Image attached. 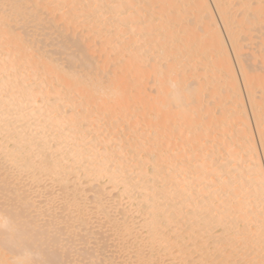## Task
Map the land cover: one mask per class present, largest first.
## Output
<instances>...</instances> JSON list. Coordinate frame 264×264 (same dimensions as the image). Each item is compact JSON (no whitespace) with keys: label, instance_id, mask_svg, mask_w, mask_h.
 <instances>
[{"label":"bare ground","instance_id":"obj_1","mask_svg":"<svg viewBox=\"0 0 264 264\" xmlns=\"http://www.w3.org/2000/svg\"><path fill=\"white\" fill-rule=\"evenodd\" d=\"M212 2L259 147L210 0H0V264H264V0Z\"/></svg>","mask_w":264,"mask_h":264},{"label":"rangeland","instance_id":"obj_2","mask_svg":"<svg viewBox=\"0 0 264 264\" xmlns=\"http://www.w3.org/2000/svg\"><path fill=\"white\" fill-rule=\"evenodd\" d=\"M229 2L231 3V6H230L231 13L233 15H235V18L237 19L238 18L237 16H239V13L241 12V8L238 7L237 0H229ZM210 3L212 5V8L214 10V13L216 14L217 21L219 22V24H220V26H221V28H222V30L224 32V36H225V38L227 40V43H228V46H229L230 54L232 55V59L234 61V65L236 66V71H237L238 77L240 79V84H241V87H242L244 99L246 101V104L248 105L247 108H248V114H249V118H250V123H251V125H252V127L254 129V133L256 135V141H257L258 140V137H257V131H255L256 128H255V123H254V120H253L254 118H253V114L250 112L251 109H250V106H249V103H248V100H247V96H246V93H245V85L243 83L241 71L239 70L240 68H239V64H238L237 57H236L235 52L233 50V47H232V45H231V43L229 41V37L227 35L226 28L223 25L222 19L219 16V13L217 12L216 7H215L214 3L212 2V0H210ZM188 9H189V6H186V10L184 12V15H186L187 17H189L188 20L193 21V18L190 17V11H188ZM262 31L264 32V30H262V29H260V30H255L254 29V30H252V32L244 31L243 29H239V31H238L239 32L238 39L241 42V44L243 45V49H244L243 52H242V54H243V58L242 59H243L244 63H246V65H247L248 68H251L252 66H254L253 69H255L257 71H260L261 68L264 71V69H263L264 68V51L262 52V57H261L260 54L258 55L259 44H260V41H261V37L260 36L263 34ZM46 49H49V48H46ZM97 49H98V47H96V49H93V50L94 51H97ZM97 55L98 54L95 53L94 56H97ZM259 56L261 57V59H260ZM119 61H122V59H120ZM113 67H115V66H113L111 64V65H109V67L107 68V70L110 71V70L113 69ZM263 71H261V72H263ZM150 81H151V79H150ZM42 82H43V79L42 78L38 80V84H40ZM147 88L149 90H151V91L154 90V87H152L150 85H148ZM257 97H260V96L257 95ZM208 102L212 103V99H210ZM257 143H258V147H259L260 146L259 145V141H257ZM263 161H264V159H263ZM103 237L105 238V234L103 235ZM107 237L109 238V235ZM108 238H105L107 240L104 241V242H109V243H105V245H108V246L110 245L109 247H111V245H113V241L111 240V238H109L110 241H112L111 244H110V241H109ZM124 255L125 256L123 258L124 259L126 258L129 261V257H130L129 254H124ZM68 258H70V260H72V258H75V256H74V254H70ZM124 259H122V261H124ZM127 260H125V261L127 262ZM87 263H89V262H87Z\"/></svg>","mask_w":264,"mask_h":264}]
</instances>
